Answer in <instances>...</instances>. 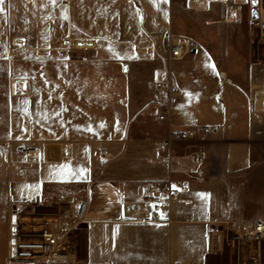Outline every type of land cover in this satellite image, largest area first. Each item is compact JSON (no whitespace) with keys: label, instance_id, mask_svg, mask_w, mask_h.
Instances as JSON below:
<instances>
[{"label":"crops","instance_id":"1","mask_svg":"<svg viewBox=\"0 0 264 264\" xmlns=\"http://www.w3.org/2000/svg\"><path fill=\"white\" fill-rule=\"evenodd\" d=\"M254 1L0 3V264L15 205L50 219L69 201L87 202L74 236L83 247L74 241L71 259L40 264H210L222 220L264 222V36ZM180 38L192 51L170 60ZM139 64H157L180 89L165 120L131 115ZM200 124L219 128L203 164L191 144L160 149ZM197 171L170 222L144 220L148 183Z\"/></svg>","mask_w":264,"mask_h":264},{"label":"built area","instance_id":"2","mask_svg":"<svg viewBox=\"0 0 264 264\" xmlns=\"http://www.w3.org/2000/svg\"><path fill=\"white\" fill-rule=\"evenodd\" d=\"M258 15L254 16V22L259 26L264 36V12L260 0L253 4ZM194 43L188 40H177L171 46L170 60L184 59L191 51ZM180 89L171 77L155 80L152 88V106L160 120H165L171 111V106ZM219 131L218 127L209 124L191 126L178 131L175 135L160 140L159 147L169 150L175 140L191 144L193 155L199 164H203L207 154V143L211 135ZM22 150H30L29 146H22ZM102 156L106 155L100 150ZM200 172L192 174L187 179L166 182H153L145 186L144 201L149 205L148 214L144 220L171 221L169 208L178 199L179 192L190 188L191 182L198 179ZM87 202L76 200L70 208H60L56 218L45 220L39 232H33L22 236L17 234V223L14 221L16 210L12 208L10 252L8 264H40L41 261L69 260V245L72 244V235L85 221ZM222 232L235 242H260L264 240V222H249L245 220H222L220 222ZM171 264H177L172 262Z\"/></svg>","mask_w":264,"mask_h":264},{"label":"rangeland","instance_id":"3","mask_svg":"<svg viewBox=\"0 0 264 264\" xmlns=\"http://www.w3.org/2000/svg\"><path fill=\"white\" fill-rule=\"evenodd\" d=\"M183 39L187 40L185 38H180V39H176L175 42H177V40H183ZM154 68L156 70L153 74ZM2 69L3 67L0 66V75L4 73ZM136 71H137V74H139L138 75L139 77L135 79V83H137L138 89H140L141 94L138 96V99L136 98L137 100H134V97H133L134 102L131 105L132 106L131 115H136V117H141L143 119L152 118L154 116L153 111H155V113L157 114L155 108L152 106L153 83L155 80L163 78L161 74L162 70L158 68L157 64L155 66L151 64H139L137 66ZM5 81L6 80L0 79V104L3 103L4 98H5V95L2 93ZM135 128H133V130ZM135 134L138 135L137 131H135ZM22 146H25V147L29 146L31 147V149L22 150L21 148ZM20 148L22 151H34L35 150V147L31 144H23L20 146ZM100 150H103V149H100ZM99 154H100V151H99ZM18 168L21 169V166H19ZM76 200H83V199L76 198L72 202ZM72 202L69 201V205L67 207H64V206L59 207L58 211L60 210V208H63V207L70 208V205ZM50 209L53 211L55 208H50ZM41 211L42 209L38 208L37 213H34V214L32 213L28 215V213H26L25 209L23 208L22 210H16L14 221L17 223V227H16L17 234H22V236L25 237L26 234L33 233V232H39L45 220L56 218L55 216L54 218L45 219L43 216L38 215V213ZM84 222L82 223V225L84 224ZM82 225L71 237L72 244L69 245V248H68L69 255L73 254L71 251L75 247L74 241L77 242L76 244L77 247L79 248L83 247V242L81 238L79 239V237L78 238L74 237L76 233L86 228V227H82ZM73 237L75 239H73ZM216 252H218L220 256H218V259L215 260L214 262L211 261L210 264H264V240L260 242L252 241V242H240L239 243V242L232 241L228 236H226L225 233H222L220 238L218 239V243L216 244ZM232 253H233V261L229 262V260H227V257H230L229 255Z\"/></svg>","mask_w":264,"mask_h":264},{"label":"water","instance_id":"4","mask_svg":"<svg viewBox=\"0 0 264 264\" xmlns=\"http://www.w3.org/2000/svg\"><path fill=\"white\" fill-rule=\"evenodd\" d=\"M254 3H257V1L255 0ZM253 15L254 16H257L258 15V12H257L256 9L253 10ZM14 208L16 210H22L23 207L21 205H15ZM82 227H86V224H83Z\"/></svg>","mask_w":264,"mask_h":264},{"label":"snow or ice","instance_id":"5","mask_svg":"<svg viewBox=\"0 0 264 264\" xmlns=\"http://www.w3.org/2000/svg\"><path fill=\"white\" fill-rule=\"evenodd\" d=\"M0 3H3V0H0ZM0 11H2V9H0Z\"/></svg>","mask_w":264,"mask_h":264}]
</instances>
